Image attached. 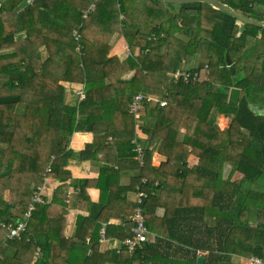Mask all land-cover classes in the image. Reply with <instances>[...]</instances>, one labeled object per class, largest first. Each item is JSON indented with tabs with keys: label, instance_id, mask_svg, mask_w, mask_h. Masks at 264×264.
<instances>
[{
	"label": "trees",
	"instance_id": "1",
	"mask_svg": "<svg viewBox=\"0 0 264 264\" xmlns=\"http://www.w3.org/2000/svg\"><path fill=\"white\" fill-rule=\"evenodd\" d=\"M222 1L264 20V0ZM238 22L206 3L0 0V221L23 218L44 178L58 185L46 190L48 201L35 206L21 237H4L0 225V264H110L90 253L132 236L122 223L133 215L141 187L155 242L134 254L121 245L113 250L119 264H151L168 250L181 251L189 264H199L200 251H208L204 264H243L231 259L230 247L264 261V114L251 109L264 106V30ZM120 39L132 53L127 59L116 52ZM187 55L201 56L195 67L201 81L164 91L167 72ZM234 87L241 90L237 105L229 103ZM143 91L159 94L167 106L146 102L136 121L129 105ZM223 114L231 119L226 129L218 124ZM132 131L143 166L135 163L132 139L116 138ZM76 134L91 136L79 155L70 146ZM111 146L118 162L131 165L99 161ZM190 152L196 161L188 165L183 156ZM155 153L166 161L155 165ZM76 161L95 166L98 175L71 182ZM126 176L131 182L122 186ZM161 190L178 194L174 208H160ZM87 199L86 224L84 214L73 212Z\"/></svg>",
	"mask_w": 264,
	"mask_h": 264
},
{
	"label": "built area",
	"instance_id": "2",
	"mask_svg": "<svg viewBox=\"0 0 264 264\" xmlns=\"http://www.w3.org/2000/svg\"><path fill=\"white\" fill-rule=\"evenodd\" d=\"M34 1L35 0H27V4L31 5L34 3ZM90 11H95L94 4L91 5ZM79 37L80 34L75 33V38L79 39ZM121 47L123 50H125L127 57L132 56L129 46L126 42L121 41ZM147 53L151 54V51L148 50ZM190 62L193 61L184 59L181 66H179L177 69L169 70L167 72L164 85L162 86L164 91L176 88L182 82L189 83L190 81H201L200 71L195 69L194 66H191V68L187 67L188 63ZM168 67L171 68L172 65ZM146 102H157L160 108L167 106V102L164 99H161L159 94L143 91L137 94L129 105V112L134 116L136 121H140V112ZM131 139L136 146V163L140 166H143L144 151L142 145L139 143L138 134L137 136L131 137ZM143 183H145V180H143ZM47 184L48 179L44 178V184L38 188V192L34 196L33 201L30 204L28 211L24 214L23 218L19 219L15 224H8L6 222L0 221V225L3 229L1 232L3 233L4 237L6 236V238L13 240L15 238L21 237V235L27 231L29 219L32 211L35 209V206L37 204H45L48 201V198L45 196ZM66 195L68 196L67 200H69L71 198V192L67 191ZM147 195L148 193L142 187L137 190L134 200L136 202V206L134 208L133 215L130 216V220L122 223L124 227H128L132 232L131 237L126 238L121 242V245L126 247L131 254H134L136 251L142 249L144 244L152 242L155 236L148 227L144 211V202L147 198ZM112 224H114L113 220L104 223L101 229V234L104 235L106 228ZM207 254L208 251L199 252V256L205 257ZM247 264H264V261L251 255Z\"/></svg>",
	"mask_w": 264,
	"mask_h": 264
},
{
	"label": "crops",
	"instance_id": "3",
	"mask_svg": "<svg viewBox=\"0 0 264 264\" xmlns=\"http://www.w3.org/2000/svg\"><path fill=\"white\" fill-rule=\"evenodd\" d=\"M118 47V45H117ZM117 53L119 51V47L118 50L116 49ZM173 65L172 63L168 64V66ZM0 109H2V106H0ZM17 110H19L21 113L24 112L25 110V105H17L16 107ZM251 109L257 114V115H263L264 114V106L262 105H251ZM221 128V127H220ZM137 132V131H136ZM135 131L132 132H122V133H117L116 134V138H131L133 136H137V133ZM128 134H130L131 136H128ZM83 136V138H82ZM91 139V136L89 134H76L73 137V142H72V148L75 152L76 155H79V152L81 150H83L89 143V140ZM156 139L153 140L152 143L155 142ZM81 142V143H80ZM153 145L151 144L150 147H152ZM104 152H100L98 154V160L103 162L104 160H106V162L110 165H114V166H125L128 167L131 165V163H120L117 161L116 156H115V148L114 146L110 147V151L109 153L106 155V159H104ZM154 155H158L157 153H155ZM193 154L192 152L185 154L183 156V159H186L188 165H191V163L195 162V160L193 161ZM136 163V160H135ZM153 163L155 165H159L160 163H157L154 158H153ZM4 163H2V167H4ZM185 166V165H183ZM189 166H186L185 168H188ZM75 172H76V178H86V177H95L98 175V170L95 168V166H91L89 165L88 162H82V161H76L75 162ZM14 177V176H13ZM15 178V177H14ZM8 178V185L11 183V179ZM13 182V181H12ZM131 182V178L129 176H126L125 178L122 179L121 181V185L122 186H128ZM58 185L52 181V180H48V184H47V188L46 190L49 191V194L53 193V190L56 189ZM71 192V198L69 200H67L68 202L71 201L73 197L75 196V194L73 195V190L72 188L70 190H68ZM76 192H78L76 190ZM46 193V192H45ZM48 196V195H47ZM98 197V193L96 190H93L91 192V198L96 201ZM49 199V197H48ZM68 199V196H67ZM129 199H133V197H129ZM178 202V194L175 192H170V191H166V190H161L159 192V206L162 209L165 208H174L177 205ZM88 207H89V201L88 199L86 201H84L82 204H80V202L78 203V208L76 209V211L73 212V215H77V214H84L87 218H86V224L88 223V221L90 220L89 217L90 215L88 214ZM60 219L59 220H55L52 221L51 223L54 225H59L60 224ZM115 223V222H114ZM113 225V224H112ZM73 231V223H72V219H70V224L67 226L66 229V236H70L72 234ZM155 237L152 242H155ZM121 247V241H119L118 239H111L109 241L106 242V246L105 249L99 251V250H92L90 255L93 258L96 259H102L104 261H106L107 263L110 264H119L120 260H119V252L116 253V256L113 255V250L117 249V251H119ZM234 252H236L238 254V252L236 250L230 251L229 255H232ZM244 254L246 253H241L240 252V258H244ZM251 256V255H250ZM187 258V257H186ZM184 258L183 253L181 251H177V250H168L167 252H165L162 255V252H160L158 255L154 256L152 258L151 264H189V262H187V259ZM248 263V262H247ZM246 263V264H247ZM244 264V263H243Z\"/></svg>",
	"mask_w": 264,
	"mask_h": 264
},
{
	"label": "water",
	"instance_id": "4",
	"mask_svg": "<svg viewBox=\"0 0 264 264\" xmlns=\"http://www.w3.org/2000/svg\"><path fill=\"white\" fill-rule=\"evenodd\" d=\"M167 3L171 4H177V5H182V4H189V3H206L212 6L213 8L222 11L240 22L244 24H251L260 27L262 30H264V20H258L252 17H249L248 15H245L244 13L238 11L237 9L232 8L231 6L225 4L222 0H163ZM226 57V64L230 68L231 73L235 74L236 69L233 65L232 59L228 53L225 55ZM240 95H241V90L238 88H231L229 92V103L232 105H237L240 101ZM154 160H157L159 163L166 161V158L161 156V155H154ZM130 220V217L129 219ZM206 258L204 256H199L197 259L199 264H204Z\"/></svg>",
	"mask_w": 264,
	"mask_h": 264
},
{
	"label": "rangeland",
	"instance_id": "5",
	"mask_svg": "<svg viewBox=\"0 0 264 264\" xmlns=\"http://www.w3.org/2000/svg\"><path fill=\"white\" fill-rule=\"evenodd\" d=\"M156 22H158L157 20H155ZM239 21V20H238ZM240 23V21L238 22V24ZM252 40V39H251ZM254 42H255V40H254ZM251 43H253V40L251 41ZM117 45H118V47H119V51H118V55H119V57H120V59H127L128 57L126 56V52H125V50H123V48L121 47V39L120 40H117ZM118 47H117V50H118ZM201 51H202V55L204 54L206 57H207V55L204 53V50H202V49H200ZM216 53H217V51L216 50H214ZM117 52V51H116ZM205 52H206V49H205ZM185 59H187V60H189V61H193V62H191V65L192 66H194V67H196L198 64H199V62H200V59H201V56L200 55H195V56H193V55H187L186 57H185ZM173 61H169L168 63H167V65L168 64H170V63H172ZM196 69V68H195ZM198 70V69H197ZM200 75H201V73H200ZM201 79H202V76H201ZM214 88L216 89V90H221V89H223V86H217V85H214ZM230 118L229 117H227L226 115H221L220 116V118H219V120H218V124H219V126L221 127V129H226L228 126H229V123H230ZM128 136H131L130 134H128ZM82 138H83V136H82ZM73 142V141H72ZM72 142L70 143V146H72ZM91 142V139L89 140V143ZM81 143V142H80ZM88 143V144H89ZM234 147V146H233ZM105 154V153H104ZM115 156H116V154H115ZM196 161V159L195 158H193V161ZM157 163H159L157 160H155ZM75 165V164H74ZM1 167H2V165H1ZM1 169H3V168H1ZM241 176V174H236V175H234V177H233V179L234 178H236V177H240ZM79 179H81V178H79ZM79 179H77L76 178V172H75V166L73 167V169H72V178H71V182H75L76 180H79ZM133 200H134V197H133ZM2 239H3V235H0V242L2 241ZM228 250V253L230 252V251H233V250H236L237 252H238V254L236 253V252H234L232 255H230L231 256V259L233 260V261H235V262H238V263H244V264H246L248 261H249V257H250V255L251 254H244V258H240V251L236 248V247H230V249H227ZM244 253V252H243Z\"/></svg>",
	"mask_w": 264,
	"mask_h": 264
},
{
	"label": "flooded vegetation",
	"instance_id": "6",
	"mask_svg": "<svg viewBox=\"0 0 264 264\" xmlns=\"http://www.w3.org/2000/svg\"><path fill=\"white\" fill-rule=\"evenodd\" d=\"M245 15H246V14H245ZM248 16H249V17H251L250 15H248ZM252 18H253V17H252ZM258 20H259V19H258ZM241 23H242V22H241ZM243 24H244V23H243ZM262 35H263V33H262V32H261V33H259V38H261V37H262ZM254 40H255V39H253V42H254ZM250 44H252V43H251V41L249 42V45H250ZM262 106H263V105H262Z\"/></svg>",
	"mask_w": 264,
	"mask_h": 264
}]
</instances>
